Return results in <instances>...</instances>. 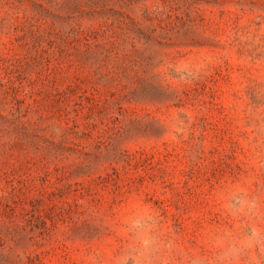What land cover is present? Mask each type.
Here are the masks:
<instances>
[{
	"label": "rangeland",
	"instance_id": "374dc122",
	"mask_svg": "<svg viewBox=\"0 0 264 264\" xmlns=\"http://www.w3.org/2000/svg\"><path fill=\"white\" fill-rule=\"evenodd\" d=\"M0 264H264V0H0Z\"/></svg>",
	"mask_w": 264,
	"mask_h": 264
}]
</instances>
